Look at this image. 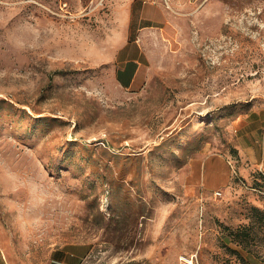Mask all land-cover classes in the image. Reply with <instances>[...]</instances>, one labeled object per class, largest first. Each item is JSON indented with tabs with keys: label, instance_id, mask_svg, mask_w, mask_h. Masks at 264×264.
Here are the masks:
<instances>
[{
	"label": "rangeland",
	"instance_id": "obj_1",
	"mask_svg": "<svg viewBox=\"0 0 264 264\" xmlns=\"http://www.w3.org/2000/svg\"><path fill=\"white\" fill-rule=\"evenodd\" d=\"M158 1L168 21L144 28L127 89L122 1L0 0L11 264H264V178L237 162L264 133V0Z\"/></svg>",
	"mask_w": 264,
	"mask_h": 264
},
{
	"label": "crops",
	"instance_id": "obj_2",
	"mask_svg": "<svg viewBox=\"0 0 264 264\" xmlns=\"http://www.w3.org/2000/svg\"><path fill=\"white\" fill-rule=\"evenodd\" d=\"M120 1L122 2L120 4L121 14L119 16V22L126 25L127 31L126 35L123 37V41L114 52L113 70L116 82L121 87L128 89L142 84L145 77V53L137 40L144 39V28L156 23L166 22L169 16L163 8V4L158 0ZM168 1L171 3L176 2V0ZM136 4H138L137 10H135ZM250 140L249 144L248 141H246L244 146H240L237 162H239L241 167L248 162V164L251 165V170H257L259 173L264 174V133H262L259 141ZM254 148H259V156H256V153H254ZM216 162H218L221 167L220 173L218 174L224 178L225 162L222 159H217ZM243 170V168H238L240 174H243ZM208 171L209 173L212 172L213 167H209ZM214 174H216V172H214ZM238 175L239 174L236 173V176ZM56 263L65 264L63 260L57 261ZM0 264H11L2 253L0 254Z\"/></svg>",
	"mask_w": 264,
	"mask_h": 264
},
{
	"label": "trees",
	"instance_id": "obj_3",
	"mask_svg": "<svg viewBox=\"0 0 264 264\" xmlns=\"http://www.w3.org/2000/svg\"><path fill=\"white\" fill-rule=\"evenodd\" d=\"M262 178H264V174H262ZM239 180H241V179H239ZM254 212H255V215H256V219L261 223H264V211H261V210H258V209H255L254 210ZM247 226H243V227H241L240 229H238V230H236V234H241V233H243V232H245L247 235L246 236H248V234H249V231L247 230ZM248 263H250L249 261H248ZM251 264V263H250Z\"/></svg>",
	"mask_w": 264,
	"mask_h": 264
},
{
	"label": "built area",
	"instance_id": "obj_4",
	"mask_svg": "<svg viewBox=\"0 0 264 264\" xmlns=\"http://www.w3.org/2000/svg\"><path fill=\"white\" fill-rule=\"evenodd\" d=\"M216 194H220L219 191H216ZM185 260V259H184ZM186 261V260H185ZM189 264L192 263L191 259L188 261Z\"/></svg>",
	"mask_w": 264,
	"mask_h": 264
}]
</instances>
